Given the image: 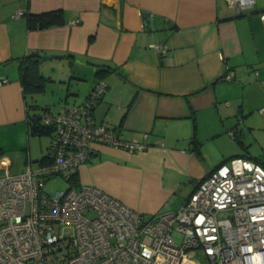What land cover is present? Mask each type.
<instances>
[{"label":"crops","instance_id":"1","mask_svg":"<svg viewBox=\"0 0 264 264\" xmlns=\"http://www.w3.org/2000/svg\"><path fill=\"white\" fill-rule=\"evenodd\" d=\"M56 9L62 10L63 24L28 27L27 14ZM19 10L23 15L12 17ZM158 42L165 52L150 46ZM32 52L51 56L39 57V70L42 61L59 60L48 73L40 72L60 83L84 80L87 68L96 72L95 64L117 67L96 76L78 103L99 79L105 82L94 119L146 144L143 150H128L93 143L76 185L97 186L149 215L178 209L220 163L234 156L255 159L242 149L224 156L223 138L232 137L233 128L242 136L228 101L239 99V87L259 80V108L264 107V0L240 13L224 0H0V78L6 79L0 84V131L7 137L16 132L20 140L18 146L0 148L8 152L0 158L9 160L10 172L14 158L23 166L12 173L39 163L33 165L30 157L26 121L33 112L18 69L20 58ZM242 108L240 103L238 111ZM212 147L221 151L220 159H214Z\"/></svg>","mask_w":264,"mask_h":264},{"label":"built area","instance_id":"2","mask_svg":"<svg viewBox=\"0 0 264 264\" xmlns=\"http://www.w3.org/2000/svg\"><path fill=\"white\" fill-rule=\"evenodd\" d=\"M224 1L237 13L255 4ZM150 46L166 50L160 42ZM105 90L100 81L83 102L44 111L51 127L45 162L12 173L0 158V264H200L197 250L213 264H264V165L251 157L220 163L178 209L149 215L97 186L74 184L93 143L146 148L94 119ZM258 112L264 115V107ZM56 177L68 187L47 193L46 182Z\"/></svg>","mask_w":264,"mask_h":264},{"label":"rangeland","instance_id":"3","mask_svg":"<svg viewBox=\"0 0 264 264\" xmlns=\"http://www.w3.org/2000/svg\"><path fill=\"white\" fill-rule=\"evenodd\" d=\"M58 62L59 60L55 59L42 61L40 63V71L48 73V71H50V66L52 64H58ZM96 78L97 77L95 74V70L87 68L84 80L81 81L72 79L70 84L67 81L62 83L56 80L47 81L45 83L44 91L26 94L27 102L30 105H35V108H31V112L41 113V107H43L45 104H47L48 106H46L49 107L52 111H58V109L60 108L59 106L61 105L65 97L69 99V104L78 103L84 98L85 94L88 92L91 84ZM257 81L258 83L253 85L252 87H246L244 89L239 87L237 89L239 99L236 98L235 100H228L231 103V113L233 120L237 123V127L239 128V130H242L241 137L244 141L245 148H240L238 143L232 137H230L231 139L224 137L223 144L225 151L223 154H225L224 156H227L234 150L242 149L243 153L248 151V153L252 157L264 164V115L258 112V108L261 106L259 103L262 96V92L260 89L262 84L259 82V80ZM240 103L243 106L242 111H238ZM232 107H234V110H232ZM30 136V157L32 161H34L33 165H35L36 160H38L41 155L47 150L50 143V135L46 133L40 136L30 134ZM18 142H20V140L17 139L16 132H14L13 136L7 137L4 131H0V148H3L4 151L9 149L10 146H18ZM24 145V148H26V141ZM206 147H211V145H208L207 143ZM211 149L213 151V147ZM209 151L211 152L210 149ZM214 152V159H220V157L223 156V154H221V151H213V154ZM16 153L17 151L14 153V155H16ZM1 155H8V152H0V156ZM14 161L15 164H13L11 171L15 172L21 170L23 167L22 164H20L19 161H16L15 158ZM67 187L68 183L63 178L56 177L46 182L45 191L51 194L56 190L66 189ZM175 238L176 240L178 239L177 234L175 235ZM195 258L200 264H213L207 260L204 253L200 250H197L195 252Z\"/></svg>","mask_w":264,"mask_h":264},{"label":"trees","instance_id":"4","mask_svg":"<svg viewBox=\"0 0 264 264\" xmlns=\"http://www.w3.org/2000/svg\"><path fill=\"white\" fill-rule=\"evenodd\" d=\"M26 19H27V25L31 29L44 28V27H48L51 25H59V24L64 23L63 13H62L61 9L50 10V11H45V12H41V13H29L26 15ZM39 57H40V55L37 52H32V53L26 54L24 57L20 58V60L18 61L19 78H20V82L22 84V88H23L25 97H26V94H28V93H37V92L44 91L45 83L50 80V78L48 76L43 75L39 70V66H38ZM95 65L97 67L95 74L99 78L104 77L109 72L117 69V67L111 66L109 64H95ZM100 81L101 80L99 79L97 81V83ZM106 88H107V84H106ZM87 96H86V98H87ZM101 96H100V98H101ZM27 106H28V109H30V110L32 107L35 108L34 107L35 105L28 104ZM41 110H42L41 113H34L33 112V114L27 115L26 123H27V129H28L29 134L40 136L42 134L47 133L50 135L51 127L47 126L43 123L42 115H43L44 111L51 110V109L49 107H47L46 105H44L43 107H41ZM232 130L234 131V135H232L234 140L241 147L245 148L244 143H243L240 135L238 134V131L234 128ZM192 144H193L194 150L199 151V147H198L199 143H198V141H196V139L193 138ZM46 155L42 156L37 161L39 163L45 162ZM244 156H247V155H244ZM256 161H258V160H256ZM258 162H260V161H258ZM262 165H264V164H262ZM75 180H76V176L72 177V181L75 182Z\"/></svg>","mask_w":264,"mask_h":264},{"label":"water","instance_id":"5","mask_svg":"<svg viewBox=\"0 0 264 264\" xmlns=\"http://www.w3.org/2000/svg\"><path fill=\"white\" fill-rule=\"evenodd\" d=\"M148 14H143L144 17H147ZM51 56H41L40 59H47V58H50ZM52 57H63V56H52Z\"/></svg>","mask_w":264,"mask_h":264}]
</instances>
